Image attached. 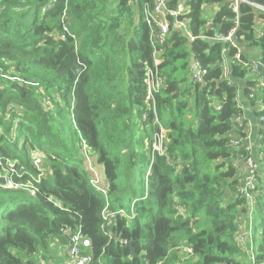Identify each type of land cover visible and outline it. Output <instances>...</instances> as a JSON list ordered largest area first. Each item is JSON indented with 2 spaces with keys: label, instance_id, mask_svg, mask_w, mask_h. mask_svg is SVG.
<instances>
[{
  "label": "trees",
  "instance_id": "1",
  "mask_svg": "<svg viewBox=\"0 0 264 264\" xmlns=\"http://www.w3.org/2000/svg\"><path fill=\"white\" fill-rule=\"evenodd\" d=\"M166 1L186 11L179 19L194 40L170 33L154 67L156 28L145 13L154 0H0V161L37 177L30 152L38 150L45 173L30 180L34 195L0 188V264H34L29 257L50 239L67 243L68 227L80 228L104 264H264V88L245 82L258 126L247 143L231 79L251 74L241 62L257 50L264 82L256 22L264 13L240 4L237 61L236 50L209 39L233 26L225 0ZM192 61L206 70L202 83L191 81ZM148 68L163 80L151 99ZM85 154L102 169L113 211L136 201L130 219L103 225ZM247 157L259 164L252 204L238 191Z\"/></svg>",
  "mask_w": 264,
  "mask_h": 264
},
{
  "label": "built area",
  "instance_id": "2",
  "mask_svg": "<svg viewBox=\"0 0 264 264\" xmlns=\"http://www.w3.org/2000/svg\"><path fill=\"white\" fill-rule=\"evenodd\" d=\"M228 4V9L234 15L233 26L228 31L227 34L214 33L209 39L213 42H221L227 44L230 48L236 50L235 60L240 61L241 59V49L238 47L239 39L236 36V30L239 25V6L242 3L251 5L255 10L264 13V7L258 4H252L248 0H225ZM146 19L149 20L150 24L156 30L151 32V43L154 47V60L153 64L156 67L159 64V59L157 53H159L158 47H161L167 36L174 31L183 37L189 38L191 41L194 40V37L191 35V32L188 28L187 21L179 19L180 15L186 13L181 5H179L177 10H169L167 7L166 0H154L152 11H145ZM168 16L173 18L172 23H169ZM66 30V29H64ZM244 67L249 68L251 74L259 81L262 88H264V82L259 72L258 62L255 60L241 62ZM221 67L224 72H227L225 62L221 64ZM206 75V70L196 61L190 63V78L193 83H202L203 77ZM146 84H147V99H151L154 92L160 90L163 80L157 75V71L152 68L146 70ZM252 98L253 95H250ZM243 117L237 118L235 124L238 127L243 125ZM157 135V138H162ZM246 142L250 143V136L246 137ZM239 145V140H233L232 146L237 147ZM158 149V148H157ZM159 148L158 150H160ZM252 147L248 146L246 148L247 152H251ZM85 162L87 169L90 172L91 179L90 185L92 189L97 192L104 199V206L101 211V219L103 225L110 227L113 225L117 216L125 217L130 219L129 214L123 209L119 208L118 210L113 211L110 208V203L108 199V183L105 179L101 180L98 176L97 169L92 165V160L89 155L85 154ZM31 165L38 171L37 177L31 175L26 171L22 166H17L16 163L11 161H6L5 164L0 161V188L8 190H21L28 192L34 195L37 190L30 180L38 184L42 177L45 176L44 170L42 168L44 155L38 151L33 150L30 152ZM239 172L242 174L240 185L238 186L239 193L249 202L252 203L254 200L253 193L256 190V173L259 170V164H257L252 157H247L242 161L240 165ZM27 174V176H24ZM147 175V174H146ZM149 175V171H148ZM26 178V180L24 179ZM3 179V182H1ZM136 201H133L130 205V211H133ZM63 235L67 238V243L65 244V250L68 252L65 257V264H104L102 261H94L92 254L90 252L91 243L85 238L79 227L77 228H64L61 229ZM109 237L112 235L111 232H108ZM241 239V238H240ZM126 243V242H124ZM127 244V243H126ZM190 252V250H188Z\"/></svg>",
  "mask_w": 264,
  "mask_h": 264
},
{
  "label": "rangeland",
  "instance_id": "3",
  "mask_svg": "<svg viewBox=\"0 0 264 264\" xmlns=\"http://www.w3.org/2000/svg\"><path fill=\"white\" fill-rule=\"evenodd\" d=\"M209 7H204L203 8V15L205 18H207L208 22H210V13H209ZM257 24H259V26H261V31L264 29V19H260L257 18L256 19ZM261 31H259V29H257V33H260ZM174 33L171 32V34ZM257 54L255 56L258 55V51L256 50ZM254 60L253 55L251 54V58L249 59V61ZM255 61H257V59H255ZM254 76L253 74H246L244 78H234L231 77L232 82L238 85V97H242L243 98V102H244V106L242 108V117L245 120V110L248 113V116L250 117V119L252 121H254V116H253V110L249 105V101L246 99V97H244L243 95V90L245 88V82L247 81H254ZM258 87H256V91H258ZM260 90V89H259ZM257 109H260V104H257ZM246 124H248V122L246 121ZM159 136H161V133L159 134ZM154 141H156V143L153 144V147L156 148H161L162 144L160 139L157 138V135H155L154 137ZM98 171L100 173H102V169L100 167H97ZM148 176V173H147ZM129 206H130V200L125 198L123 201V209L127 212L129 210ZM135 207V206H134ZM133 207V210H134ZM185 215V214H184ZM128 244V243H127ZM65 244L61 241L60 237H54L52 239L49 240L48 244L46 247L44 248H38L36 250V252L29 257V259L34 263V264H65L66 263V259H65ZM181 247H185V245H181Z\"/></svg>",
  "mask_w": 264,
  "mask_h": 264
},
{
  "label": "crops",
  "instance_id": "4",
  "mask_svg": "<svg viewBox=\"0 0 264 264\" xmlns=\"http://www.w3.org/2000/svg\"><path fill=\"white\" fill-rule=\"evenodd\" d=\"M215 9H216V8H215ZM257 29H259V31H261V26H259V24H257ZM263 30H264V29H263ZM263 30H262V31H263ZM262 31H261V32H262ZM251 54H252L253 56H255V55L257 54L256 50H251ZM224 56H226V52L224 53ZM255 59H256V58H254V60H255ZM226 61H227V58H224L225 65L227 64ZM227 62H228V61H227ZM225 74L228 75V71L225 72ZM238 102H239V105H240L241 107H243V106L245 105L244 102H243V98H242V97H238ZM244 116H245V117H244V118H245V121H247L248 124H249L248 127H247V133H249L250 141H251L252 144H253V142L255 141V138H256V134H257L258 126H257V123H256L255 118H254V121H252V120L250 119V117L248 116V113H247L246 110H245ZM97 173H98L99 178H100L101 180H103V179H104L103 174L100 173L98 170H97Z\"/></svg>",
  "mask_w": 264,
  "mask_h": 264
},
{
  "label": "water",
  "instance_id": "5",
  "mask_svg": "<svg viewBox=\"0 0 264 264\" xmlns=\"http://www.w3.org/2000/svg\"><path fill=\"white\" fill-rule=\"evenodd\" d=\"M73 70H74V72H75V73H77V71H78V70H77V67H74V68H73ZM1 182H3V179H2V181H1ZM132 245H133V243H132V242H128V244H127V246H129V247H130V249H132Z\"/></svg>",
  "mask_w": 264,
  "mask_h": 264
},
{
  "label": "bare ground",
  "instance_id": "6",
  "mask_svg": "<svg viewBox=\"0 0 264 264\" xmlns=\"http://www.w3.org/2000/svg\"><path fill=\"white\" fill-rule=\"evenodd\" d=\"M255 179H256V178H255ZM252 203H253V202H252ZM252 203H250V204H252ZM65 251H66V250H65ZM67 254H68V252L66 251V252H65V257L67 256Z\"/></svg>",
  "mask_w": 264,
  "mask_h": 264
}]
</instances>
